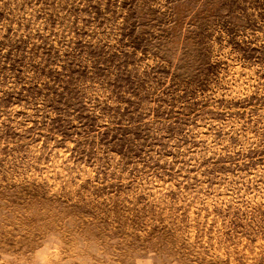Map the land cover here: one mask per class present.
<instances>
[{"label": "rangeland", "instance_id": "rangeland-1", "mask_svg": "<svg viewBox=\"0 0 264 264\" xmlns=\"http://www.w3.org/2000/svg\"><path fill=\"white\" fill-rule=\"evenodd\" d=\"M0 264H264V0H0Z\"/></svg>", "mask_w": 264, "mask_h": 264}]
</instances>
